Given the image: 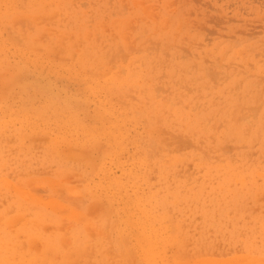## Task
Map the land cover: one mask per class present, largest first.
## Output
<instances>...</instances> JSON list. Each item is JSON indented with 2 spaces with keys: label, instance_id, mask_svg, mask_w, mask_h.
I'll return each instance as SVG.
<instances>
[{
  "label": "rangeland",
  "instance_id": "rangeland-1",
  "mask_svg": "<svg viewBox=\"0 0 264 264\" xmlns=\"http://www.w3.org/2000/svg\"><path fill=\"white\" fill-rule=\"evenodd\" d=\"M0 215V264H264V0H0Z\"/></svg>",
  "mask_w": 264,
  "mask_h": 264
},
{
  "label": "bare ground",
  "instance_id": "bare-ground-1",
  "mask_svg": "<svg viewBox=\"0 0 264 264\" xmlns=\"http://www.w3.org/2000/svg\"><path fill=\"white\" fill-rule=\"evenodd\" d=\"M239 172H240V171H239ZM208 197H209V196H208ZM199 198H200V197H199ZM224 212H225V211H224ZM21 216L23 217V215H21ZM21 216L16 215L15 217H16V219H17V217H18V221H19V219L21 220V218H22ZM0 217L4 218L3 215H0ZM5 218H6V217H5ZM10 218H11V217H10ZM0 219H1V218H0ZM13 219H14V217H13ZM2 220H3V219H2ZM2 220H0V222H1ZM10 220H12V219H10ZM10 220H4V221H7V222H8V221H10ZM33 221H34V220H33ZM12 222H13V221H12ZM12 222L10 221V223H12ZM8 223H9V222H8ZM19 223H21V222H19ZM24 223H26V221H25ZM30 223H31V221H30ZM30 223H29V225H30ZM0 224H4V223L1 222ZM32 224H33V223H32ZM32 224H31V225H32ZM34 224H36V222H34ZM238 224H239V223H238ZM26 225H27V223H26ZM2 226H3V225H2ZM6 226H7V225H6ZM11 226H12V225H11ZM20 226H23V225H20ZM32 226H33V225H32ZM8 227H9V226H8ZM25 227H26V226H25ZM30 227H31V226H30ZM27 228H29V227H27ZM31 228H32V227H31ZM17 229H18V228H17ZM22 229H24V228H22ZM22 229L19 230V231L22 232V231H23ZM15 230H16V229H15ZM15 230H14V231H15ZM30 230H31V229H30ZM30 230H29V231H30ZM240 230H241V229H240ZM10 231H11V230H10ZM5 232H6V231H5ZM11 232H12V231H11ZM263 232H264V231H263ZM13 233H14V232H13ZM13 233H12V234H13ZM22 233H24L23 235H26L25 232H22ZM28 233H29V232H28ZM30 233H31V231H30ZM31 234H34V233L32 232ZM31 234H30V235H31ZM243 234L246 235L245 233H243ZM0 235H2V234H0ZM5 235H6V234H5ZM13 235H14V234H13ZM15 235H16V234H15ZM27 235H29V234H27ZM263 235H264V234H263ZM10 236H11V235H10ZM32 236H33V235H32ZM0 237H1V236H0ZM16 237H17V236H16ZM1 238H2V237H1ZM1 238H0V241L4 238V236H3L2 239H1ZM10 238H11V237H10ZM10 238H9V239H10ZM9 239H8V240H9ZM262 239H264V238H262ZM86 240H87V239H86ZM244 240H245V239H244ZM4 241H5V240H4ZM9 241L11 242L12 239L9 240ZM13 241H15V240H13ZM17 241H18V240H17ZM245 241H246V240H245ZM1 242H2V241H1ZM5 242H6V241H5ZM77 242H79V241H77ZM77 242H76V243H77ZM2 243H3V242H2ZM0 244H1V243H0ZM6 244H7V243H6ZM13 244H14V243H13ZM244 244H245V243H244ZM10 247H11V246H10ZM13 247H14V245H13ZM87 247H88V246H87ZM245 247H246V246H245ZM0 248H1V246H0ZM3 248H4V247H3ZM6 248H7V247H6ZM8 248H9V247H8ZM11 248H12V247H11ZM11 248H10V249H11ZM18 248H19V247H18ZM102 249H103V248H102ZM4 250H5V249H4ZM4 250H2V251H4ZM19 250H20V249H19ZM19 250H18V252H19ZM14 251H15V250H14ZM0 252H1V251H0ZM9 252H10V251H9ZM11 252H12V251H11ZM11 252H10V253H11ZM13 253H14V252H13ZM10 255H12V254H10ZM13 256H15V255L13 254ZM24 256H26V255H24ZM6 257H7V256H6ZM2 258L4 259V257H2ZM7 258H9V257H7ZM10 258H11V257H10ZM13 258H14V257H13ZM13 258H12V259H13ZM24 258H25V257H24ZM32 258H33V257H32ZM26 259H27V258H26ZM38 259H39V258H38ZM7 260H8V259H7ZM21 260H22V259H21ZM21 260H20V262H21ZM12 261H13V260H12ZM211 261H212V259H211ZM16 262H17V261H16ZM238 262H239V261H238ZM247 262H248V261H247ZM1 263L4 264V262H1ZM14 263H15V262H14ZM21 263H22V262H21ZM27 263H28V261H27ZM45 263L47 264V262H45ZM210 263H211V262H210ZM17 264H19V263H17Z\"/></svg>",
  "mask_w": 264,
  "mask_h": 264
}]
</instances>
